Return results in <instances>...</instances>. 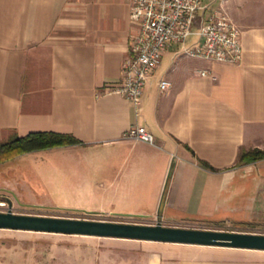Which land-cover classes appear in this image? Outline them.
<instances>
[{
    "label": "crops",
    "instance_id": "crops-1",
    "mask_svg": "<svg viewBox=\"0 0 264 264\" xmlns=\"http://www.w3.org/2000/svg\"><path fill=\"white\" fill-rule=\"evenodd\" d=\"M131 4L0 0V144L40 132L75 138L78 145L27 156L79 155L98 176L82 168L76 189L118 205V212L95 214L120 222L264 227V160L235 167L241 149L264 151V0H205L185 45L200 43L204 21L220 11L241 31V63L188 58L170 45L138 111L105 94L120 82L137 33ZM161 81L171 87L161 91ZM133 126L146 128L155 145L123 140ZM15 179L31 190L35 181L41 204L55 206L35 168L11 171L0 188ZM33 234L50 243L24 250L20 264H264V251Z\"/></svg>",
    "mask_w": 264,
    "mask_h": 264
},
{
    "label": "built area",
    "instance_id": "built-area-1",
    "mask_svg": "<svg viewBox=\"0 0 264 264\" xmlns=\"http://www.w3.org/2000/svg\"><path fill=\"white\" fill-rule=\"evenodd\" d=\"M205 0H132L130 20L137 26L130 53L121 69V80L110 86L105 94H116L132 103L138 111L145 86L160 66L168 46L177 44L188 58L239 65L243 57L241 31L223 12L214 11L204 21L198 33L201 42L188 47L193 21L205 11ZM202 77L210 76L201 71ZM171 87L160 82L161 91ZM122 139L155 145L153 135L141 126L127 130Z\"/></svg>",
    "mask_w": 264,
    "mask_h": 264
},
{
    "label": "rangeland",
    "instance_id": "rangeland-1",
    "mask_svg": "<svg viewBox=\"0 0 264 264\" xmlns=\"http://www.w3.org/2000/svg\"><path fill=\"white\" fill-rule=\"evenodd\" d=\"M196 37H192L190 40L195 41ZM30 154V153H29ZM81 160V157L78 155ZM76 157L74 152L71 153H46L39 152L37 154L18 155L16 157L5 159L0 162V187L3 185V180H7L8 174L11 171H17L20 168L33 167L39 173L41 180L45 187L49 189L53 198L55 206H49L45 202L40 207L35 206H23L15 202L13 197L7 192L0 190V212H13L17 214L26 215H41V216H61L70 218H86L90 220H114L118 221L111 216H105L100 214H92L87 216L85 213H67L59 210H71V211H84L88 213L96 212H118V205L113 202L106 201L97 193L94 195H85L79 192L76 187L80 185L85 176L82 168L85 170V174L89 177L98 176L97 173H92L88 166L81 165L80 160ZM79 161V162H78ZM77 167V169L74 168ZM97 167V163L94 165ZM88 170V171H87ZM92 173V176H91ZM29 176V175H27ZM97 178V177H96ZM32 190L36 193L42 192V187L35 181H32ZM5 198L9 200L5 201ZM4 203V204H2ZM49 203V202H48ZM102 209V210H101ZM123 222L140 223V224H156V222H147L140 220H123ZM179 227L182 228H195V229H211L221 230L220 227H212L204 224H183ZM234 232L236 230L251 231L252 233L264 234V227L248 226L247 228H234L226 227L224 229ZM234 230V231H233ZM250 232V233H251ZM47 238L46 235H35L29 232L21 231H9L0 230V264H20L21 253L24 250H30V248L39 244L47 245L50 242L40 241V238ZM39 238V239H38ZM69 239L73 237H68ZM75 238V237H74ZM43 242V243H42ZM40 247V246H38Z\"/></svg>",
    "mask_w": 264,
    "mask_h": 264
},
{
    "label": "water",
    "instance_id": "water-1",
    "mask_svg": "<svg viewBox=\"0 0 264 264\" xmlns=\"http://www.w3.org/2000/svg\"><path fill=\"white\" fill-rule=\"evenodd\" d=\"M0 230L264 251V234L0 212Z\"/></svg>",
    "mask_w": 264,
    "mask_h": 264
},
{
    "label": "trees",
    "instance_id": "trees-1",
    "mask_svg": "<svg viewBox=\"0 0 264 264\" xmlns=\"http://www.w3.org/2000/svg\"><path fill=\"white\" fill-rule=\"evenodd\" d=\"M80 142L75 138L62 135L52 132H40V133H31L22 138H15L9 142L0 144V162L5 159H10L22 154H29L38 151L49 150L59 147H67L78 145ZM259 160H264V151L259 149L254 150H245L241 149L235 167H238L243 164H249ZM210 170H214L211 166L205 164ZM67 213H85L87 216H90L95 213H88L83 211H71V210H59ZM81 219H86L81 218ZM110 221V220H109ZM253 226V225H249ZM224 230V229H221ZM228 231V230H225Z\"/></svg>",
    "mask_w": 264,
    "mask_h": 264
},
{
    "label": "flooded vegetation",
    "instance_id": "flooded-vegetation-1",
    "mask_svg": "<svg viewBox=\"0 0 264 264\" xmlns=\"http://www.w3.org/2000/svg\"><path fill=\"white\" fill-rule=\"evenodd\" d=\"M11 188H0L1 191L7 192L10 194L15 202H17L20 205L23 206H35V207H40L42 204L39 201L40 196L35 195L34 191L25 187L24 184L21 183V179H15L12 184H10ZM5 201L9 200L5 198ZM4 204V203H2Z\"/></svg>",
    "mask_w": 264,
    "mask_h": 264
}]
</instances>
